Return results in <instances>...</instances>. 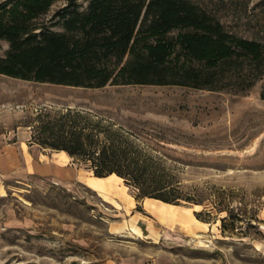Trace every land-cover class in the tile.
<instances>
[{
	"label": "rangeland",
	"instance_id": "374dc122",
	"mask_svg": "<svg viewBox=\"0 0 264 264\" xmlns=\"http://www.w3.org/2000/svg\"><path fill=\"white\" fill-rule=\"evenodd\" d=\"M192 1L243 36L264 21V0ZM7 48L0 40V56ZM261 86L258 81L245 92L135 84L88 89L0 74V135L36 134L39 115L81 110L165 156L195 201L136 199L121 178L98 179L72 157L58 169L11 174L2 178L0 193V264H155L161 257L173 264H264ZM43 148L29 149L36 161L57 158Z\"/></svg>",
	"mask_w": 264,
	"mask_h": 264
},
{
	"label": "trees",
	"instance_id": "16d2710c",
	"mask_svg": "<svg viewBox=\"0 0 264 264\" xmlns=\"http://www.w3.org/2000/svg\"><path fill=\"white\" fill-rule=\"evenodd\" d=\"M58 1L62 6L41 20ZM0 40L8 43L0 74L13 78L88 89L241 92L262 81L264 99V21L243 36L192 0H0ZM38 118L30 141L66 152L94 177L116 175L136 199L195 202L166 157L140 148L121 127L75 108Z\"/></svg>",
	"mask_w": 264,
	"mask_h": 264
},
{
	"label": "crops",
	"instance_id": "0c3cea01",
	"mask_svg": "<svg viewBox=\"0 0 264 264\" xmlns=\"http://www.w3.org/2000/svg\"><path fill=\"white\" fill-rule=\"evenodd\" d=\"M12 136L13 137L11 138V135H0V193L3 188L2 178L5 176H10L11 174L20 176L21 174H25L28 171L34 173L37 171H46L56 168L58 169L59 161L64 160L65 158H71L66 152L55 150L56 152H54V154L57 156V158L53 157L51 160H41L38 162V160H35L33 156L34 154L32 155L29 149L33 147H39L41 149L44 148L30 141L31 130L29 129L28 135L26 130L18 129L17 131H14ZM43 163H45V165H43ZM112 176L113 175L107 176L106 179L112 180ZM94 182L97 184L96 181ZM97 185L100 186L99 184ZM100 188H102V186H100ZM155 264L173 263L170 259L161 257L158 259V261H156Z\"/></svg>",
	"mask_w": 264,
	"mask_h": 264
}]
</instances>
